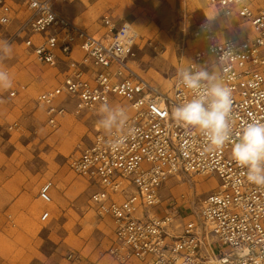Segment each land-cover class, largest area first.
Here are the masks:
<instances>
[{
	"label": "built area",
	"instance_id": "obj_1",
	"mask_svg": "<svg viewBox=\"0 0 264 264\" xmlns=\"http://www.w3.org/2000/svg\"><path fill=\"white\" fill-rule=\"evenodd\" d=\"M60 2L82 0H0V40L60 77L36 98L47 128L102 104L126 110L127 121L111 135L96 129L67 157L70 170L97 189L91 196L96 215L113 222L106 251L113 264H264V185L249 182L247 169L232 158L236 133L264 123V0H205L211 16L184 29L179 69L220 73L232 89L231 139L211 151L203 133L172 118L192 98L177 74L164 87L136 69L139 53L165 55L168 47L112 13L90 30L60 12ZM242 25L248 31L237 33ZM187 175L219 180L198 210L187 208L185 192L170 201L164 196L170 181ZM54 189L51 180L40 187L38 199L48 207ZM52 220L47 208L41 221ZM82 259L80 252L67 256Z\"/></svg>",
	"mask_w": 264,
	"mask_h": 264
},
{
	"label": "rangeland",
	"instance_id": "obj_2",
	"mask_svg": "<svg viewBox=\"0 0 264 264\" xmlns=\"http://www.w3.org/2000/svg\"><path fill=\"white\" fill-rule=\"evenodd\" d=\"M81 2H60L57 9L75 20L80 17L90 30L97 28L99 19L114 14L118 20L132 24L147 38L158 40L169 52L157 55L141 52L135 58L136 69L147 79L164 87L172 85L179 69L176 55L185 28L193 27L205 15L211 16L205 0H84ZM164 17V18H163ZM239 26L237 33L247 32ZM15 46L11 57L2 65L13 79L14 97L0 89V165H29L26 170L25 191L22 202L25 214H17L12 208L15 197L0 196V264H79L61 258L67 250H77L86 256L84 264H110L106 255L111 222L100 219L92 208L91 196L97 190L88 181L75 175L69 168L68 159L78 143L85 141L101 129L97 121L99 110L93 113L70 114L57 129L47 128L43 112L36 105L38 94L58 84L60 77L49 66L24 61L17 56ZM171 81V85H167ZM17 127L9 132L10 125ZM64 132V133H63ZM68 179L64 190L54 196L56 209L53 220L41 221V214L48 206L38 199L40 187L47 180L59 186L56 177ZM197 175L184 176L169 182L165 191L166 201L187 194V208L198 210L202 200L216 188L211 178L198 186ZM86 187L80 191L79 184ZM9 187L6 185L5 188ZM41 203L39 209L35 205ZM213 245V244H212ZM216 246L213 245V247ZM56 253V254H55ZM54 257L47 261L49 256ZM39 257L40 261L34 260ZM42 259V260H41Z\"/></svg>",
	"mask_w": 264,
	"mask_h": 264
},
{
	"label": "clouds",
	"instance_id": "obj_3",
	"mask_svg": "<svg viewBox=\"0 0 264 264\" xmlns=\"http://www.w3.org/2000/svg\"><path fill=\"white\" fill-rule=\"evenodd\" d=\"M13 45L8 40H0V65L11 57ZM178 84L191 93L192 98L176 106L172 118L185 127H194L204 134L208 149L222 148L230 141L232 129L229 115L232 106V89L224 82L220 73L209 72L203 67L190 65L177 70ZM9 72L0 66V89L12 87ZM98 127L111 135L114 127H119L128 119L123 107L102 104L99 109ZM237 142L232 147V158L242 168H246L247 180L256 185H264V123L252 122L236 133ZM117 138L112 142L117 147Z\"/></svg>",
	"mask_w": 264,
	"mask_h": 264
},
{
	"label": "crops",
	"instance_id": "obj_4",
	"mask_svg": "<svg viewBox=\"0 0 264 264\" xmlns=\"http://www.w3.org/2000/svg\"><path fill=\"white\" fill-rule=\"evenodd\" d=\"M26 170L28 172H31L30 166L28 164L27 165L26 164L21 165V166H17V165H13V164H2V165H0V196L5 197V198L15 197L13 200V203H12V208L15 209L17 214H21V213L25 214V209L23 206L22 199H23L24 194L26 193V191H25V180H24V178H27V176H26L27 174H25ZM6 185H9V187L5 188ZM55 191H56V187H55ZM55 191L53 194H55ZM47 208H50V207H47ZM46 209H44V210H46ZM50 209L53 213L54 210L52 208H50ZM108 220L111 222L110 235H108L109 238H107L109 240L108 243H110V240L113 236V228L114 227H113L112 220L111 219H108ZM70 252H80L81 253V251H77V250H74V251L67 250L65 255H62L61 258L63 257L62 259H64L65 261H68L67 256ZM55 254H52V256H49L47 258V261L51 260ZM82 255H83V259H82V261L79 262V264H84L86 262L85 261L86 256H84L85 254L83 252H82ZM108 258H109L110 264H113V262L111 261L109 256H108ZM34 260L40 261L39 257H35ZM42 264H45V262Z\"/></svg>",
	"mask_w": 264,
	"mask_h": 264
},
{
	"label": "bare ground",
	"instance_id": "obj_5",
	"mask_svg": "<svg viewBox=\"0 0 264 264\" xmlns=\"http://www.w3.org/2000/svg\"><path fill=\"white\" fill-rule=\"evenodd\" d=\"M81 3L84 4V6H86V7L88 6V2H87V1L82 0ZM163 18H164V17H163ZM75 20H76L78 23H82V24H84V25L90 27V24H86V23L84 22V20L81 18V16H80V17H76ZM93 29H96V27H93ZM166 84H167L168 86L171 85V81H167ZM63 133H64V132H63ZM207 178L210 179L211 177L198 176V177L195 178V181H196L195 183H196L198 186H200V185H202V184L205 183V181H206ZM55 180H56L57 183L61 182V183L59 184V186L57 187L56 191H55V189H54V191H55V196H56V195L59 196V195L61 194V192L64 190L66 182L69 181V180H68V179H63L62 176H58V177H56ZM210 182H211V184H212V187H216V186H217V183H216V180H215V179L211 178ZM75 187L79 188V192H80V191H85V190H86V187H84L81 183H80L79 185L75 186ZM54 191H53V192H54ZM40 206H41V203H38V204H36L34 207H35V209H39ZM49 207L52 208L53 210L56 209V205H55V203L49 205Z\"/></svg>",
	"mask_w": 264,
	"mask_h": 264
}]
</instances>
